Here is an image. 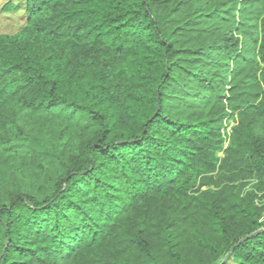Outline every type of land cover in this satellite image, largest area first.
Wrapping results in <instances>:
<instances>
[{
	"label": "trees",
	"instance_id": "obj_1",
	"mask_svg": "<svg viewBox=\"0 0 264 264\" xmlns=\"http://www.w3.org/2000/svg\"><path fill=\"white\" fill-rule=\"evenodd\" d=\"M23 10L0 35V264H264V0Z\"/></svg>",
	"mask_w": 264,
	"mask_h": 264
},
{
	"label": "rangeland",
	"instance_id": "obj_2",
	"mask_svg": "<svg viewBox=\"0 0 264 264\" xmlns=\"http://www.w3.org/2000/svg\"><path fill=\"white\" fill-rule=\"evenodd\" d=\"M26 0H0V35L18 33L25 25L26 19L24 14V4ZM7 4L19 5L22 10L16 12H6L4 7ZM230 125L227 129H230ZM264 203V199L262 201Z\"/></svg>",
	"mask_w": 264,
	"mask_h": 264
},
{
	"label": "built area",
	"instance_id": "obj_3",
	"mask_svg": "<svg viewBox=\"0 0 264 264\" xmlns=\"http://www.w3.org/2000/svg\"><path fill=\"white\" fill-rule=\"evenodd\" d=\"M231 131V128L230 129H227V132H230Z\"/></svg>",
	"mask_w": 264,
	"mask_h": 264
}]
</instances>
